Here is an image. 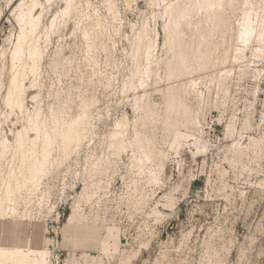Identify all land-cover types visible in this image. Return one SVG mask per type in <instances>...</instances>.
Segmentation results:
<instances>
[{
	"label": "rangeland",
	"instance_id": "374dc122",
	"mask_svg": "<svg viewBox=\"0 0 264 264\" xmlns=\"http://www.w3.org/2000/svg\"><path fill=\"white\" fill-rule=\"evenodd\" d=\"M26 1L0 0V142L7 136L13 144L37 110L47 116L63 110L69 119L81 116L86 102L93 134L65 161L55 148L37 177L6 200L0 241L18 244L14 253L29 257L27 264H264V54L256 56L263 45L255 42L244 59L234 60L241 11L226 9L224 27L205 13L183 23L182 49L193 45L186 61L203 49L210 63L169 80L175 56L163 29L172 10L168 0H112L120 21L110 17L108 0H75L67 17L60 16L66 0H39V76L27 80L24 109L12 112L5 97L16 71L11 53L21 30L19 7ZM259 7L264 27V0ZM146 27L152 39L134 89L133 53ZM170 92L184 98L199 122L194 128L174 111L171 127L200 138L198 147L183 136L172 145L164 113ZM148 102L157 111L147 123ZM145 138L151 146L160 143L154 161L141 160ZM1 149L5 197L3 180L19 163L10 159L13 148Z\"/></svg>",
	"mask_w": 264,
	"mask_h": 264
},
{
	"label": "bare ground",
	"instance_id": "6f19581e",
	"mask_svg": "<svg viewBox=\"0 0 264 264\" xmlns=\"http://www.w3.org/2000/svg\"><path fill=\"white\" fill-rule=\"evenodd\" d=\"M163 1H167V0H163ZM168 1L171 4L172 10L168 13L169 21L164 25L163 29L167 35V39L170 45L169 48L171 51L174 52L173 55L175 56L173 64L169 63L170 65L168 67V77H167L169 80L175 77L176 75H179L184 70H186L187 73L190 70L202 71L201 69L206 68L207 65L210 63V58L208 57L205 51H202L203 49L200 51H195L194 55L192 54L194 57L193 62L192 61L190 62V60L189 62L186 61V57H187L186 50H190V49L193 50L192 49L193 45L190 44V46H187L185 44L187 48H185L184 46V49H182L183 44L181 38L182 32L180 29L181 25L183 23H189V22L192 23L193 18H195L196 16L202 13H205L207 20L208 21L212 20L213 21L212 23H214L217 27H224L227 22L226 17H224L226 9L228 8L235 10L239 9L241 11V17L238 21V36L235 44L236 55L234 57L235 58L234 60L238 61L244 59L245 48H247L248 46L252 45L255 42H259L260 44L263 45V47H260V49L257 50L256 56L264 54V27H261L260 25V21H262V17L259 12L260 10L259 6L262 0H168ZM74 2L75 0H66V6L65 8L62 9L60 16L62 17L69 16L71 10L74 8ZM107 3H108L107 5H108L110 17L113 19V21H120L119 12L115 3L112 0H108ZM39 6H40L39 0H27L26 2L22 3L19 7L18 21L20 23L21 30L18 35L17 43L14 45L15 47L11 53V61L13 64L12 69H16V71L15 72L13 71L14 73H12L13 75L10 78V83L8 84L9 87L7 89L8 91L5 97V103L7 106H9L12 112L15 109H19V110L24 109L25 96L29 89L27 80L30 77L32 79H36V77L39 76L38 60L42 56L41 49L38 45L39 40L37 37L39 28L41 26V15L39 14L38 11ZM254 16L256 18H253ZM55 25L56 24L54 22L52 26L54 27ZM148 28L149 27H146V30L138 35L137 37L138 41L135 43V50L133 56L137 59L138 64H136L137 66L136 67L137 69L135 68L136 72L132 78V81H130L131 83L130 88H134V89L137 88L138 83L144 77L143 70L141 68L142 65L139 60H141L144 57L145 50L152 39L151 35L148 32L149 31ZM86 36L89 38L90 36L89 32L86 33ZM92 37L93 36L91 35L90 38ZM29 41L32 42L31 50L29 52L33 61V66L30 68V70H27V67L25 66V59L27 55L26 46L29 43ZM206 41L207 38H201L200 44L203 43L206 44L205 43ZM178 48H180V50H178ZM5 54L3 53V55ZM190 56L188 58H190ZM36 85H37L36 80L31 82V88L32 86H36ZM177 95L178 94L175 92H170L167 94V99L165 102L166 107L164 110L165 111L164 113L166 115V119H165V127H167L166 129H168L169 127L172 128L171 126H174L171 124L172 119H175V117L173 118L171 116L172 112L174 113V111L180 113L182 112L183 116H185L182 117L186 119V120L183 119L184 122H190V124L194 128H197L199 123L198 119L195 118V116L194 118H192L193 116H191L194 111L192 112V108L184 102V98H180ZM37 97L38 96H35L34 99H37ZM152 104L153 103L148 102L147 105L144 106L146 111V116L144 117L146 118L144 119L145 122L147 121L149 122L153 117L152 115L154 114L153 113L154 107ZM83 105H84L83 106L84 113L81 116L73 117L69 119L67 118L65 119L61 116V111L63 110L61 111L59 110L60 112L59 111L55 112L51 109L49 116L42 113L41 110H37L35 111V114L31 116V118L28 120L27 125L16 133L13 144L11 142L9 143L10 140L7 139V136L2 137L4 139H1L2 141L0 142L1 145L0 148H3L1 150H3V153H8V150L10 148L11 149L13 148V150H10L12 151L13 154L12 158L10 159L12 160L13 163L14 160L18 161L19 167L17 170L12 169L8 171L9 172L8 175L3 180L6 183V187L4 189V193L6 196L5 197L4 195L1 196L0 193L1 214H4L5 211H7L6 200H8L11 197V195H14L21 188V186L23 185L22 182L35 179L37 177V171L39 167L42 169L47 164H49L51 160H53V152L55 148L59 150L60 153L59 155L61 157L60 159L65 161L72 155V153H74L80 148L81 143L84 141V139L89 137V135L93 134L92 132L93 124L91 121H88L87 119L88 118L87 110L92 106V104L86 102ZM149 117L151 118L150 120H148ZM151 121L154 122V119ZM121 127L124 131L128 130L129 122L127 120V117L123 119L121 123ZM136 127L137 125L134 127V133L137 136V139L139 140L142 137V135L140 136V133L138 132L139 129L137 130ZM170 128L168 130L169 132H171L172 135V140H171L172 145H178V140L180 136H183L186 139L193 137L195 139L196 147H198L199 144L201 143L200 138L194 137V135H187V134L183 135L182 133L179 132L177 128L174 129L172 128V131H170ZM151 140L149 138H145L141 142L142 145L140 149H138L141 155V160L150 161L153 158L155 159V155L157 157L158 154L156 153L157 152L159 153L160 143L151 146V144L153 143L151 142ZM118 146L119 149H123L122 143H119ZM205 148H206L205 145L199 147V149L201 150L200 152H202ZM75 212L79 213L78 210ZM76 217L77 219L79 218L78 214L76 215ZM69 219L73 221L72 219H74V213ZM75 221L77 220L75 219ZM17 245L18 244H9V242L5 240L0 241V256L4 257L3 264L28 263L29 257L25 256L24 254H22V252L18 250L17 253H14V249H18ZM5 249H9V250L5 251ZM13 255H15V257ZM12 256L15 258L14 261L12 259Z\"/></svg>",
	"mask_w": 264,
	"mask_h": 264
}]
</instances>
